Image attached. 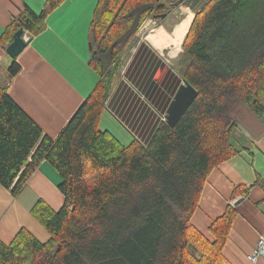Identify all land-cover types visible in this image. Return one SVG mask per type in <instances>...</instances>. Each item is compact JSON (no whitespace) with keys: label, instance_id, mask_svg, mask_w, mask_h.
<instances>
[{"label":"trees","instance_id":"1","mask_svg":"<svg viewBox=\"0 0 264 264\" xmlns=\"http://www.w3.org/2000/svg\"><path fill=\"white\" fill-rule=\"evenodd\" d=\"M39 14L23 8L0 36V49L23 29L36 36L63 0H44ZM186 0H176L184 5ZM160 0H97L89 27L95 87L58 137L44 135L0 84V184L18 197L41 161L61 176L58 211L39 200L31 216L49 240L21 229L0 242V264H230L222 251L248 187L232 193L209 227L213 241L190 223L209 173L237 151L230 112L240 103L264 117V0H208L197 11L177 63L197 92L171 129L161 121L149 141L122 146L99 129L125 46L148 19L174 7ZM159 20V19H158ZM20 70L16 58L9 78ZM256 184L264 189L261 179Z\"/></svg>","mask_w":264,"mask_h":264},{"label":"crops","instance_id":"2","mask_svg":"<svg viewBox=\"0 0 264 264\" xmlns=\"http://www.w3.org/2000/svg\"><path fill=\"white\" fill-rule=\"evenodd\" d=\"M171 1L162 2L176 3ZM189 1L192 4L188 9L195 12L201 6L196 7L197 3L208 0ZM44 2L0 0V36L25 6L39 14ZM96 3L97 0H63L47 15L41 33L30 37L25 31L26 46L16 57L20 70L11 78L6 71L12 59L0 49V84L6 86L7 94L42 133L53 140L98 82V76L88 65V33ZM184 7L178 5L174 17L175 6L164 20L151 19V27L161 26L172 32ZM150 32L139 35L138 31L125 46L120 58L122 71L114 79L99 121V129L110 133L122 146L134 140L142 144L149 141L158 124L165 121L166 110L182 83L177 62L183 41L175 54L171 45L158 50L146 39ZM230 117L235 123L231 145L237 153L209 173L190 223L213 241L210 225L224 214L236 187H248L247 195L233 206L236 215L222 254L230 264H264V254L255 263L247 259L259 236L264 235V189L256 184L257 179L264 183V117L240 103ZM61 182L56 170L41 161L18 197L0 184V242L9 244L25 229L38 242L46 243L49 235L31 216L30 209L39 200L53 211L61 209Z\"/></svg>","mask_w":264,"mask_h":264},{"label":"water","instance_id":"3","mask_svg":"<svg viewBox=\"0 0 264 264\" xmlns=\"http://www.w3.org/2000/svg\"><path fill=\"white\" fill-rule=\"evenodd\" d=\"M165 6V3H161L159 5L161 8ZM172 6L176 7L178 6V3H175ZM169 13L170 12L160 14L158 15L157 19L164 20ZM26 43L27 40L24 39L23 29H18L13 34L12 42L6 47L5 52L11 59H14L25 48ZM197 94L198 92L192 86H190L185 81H182L181 85L176 90L165 114V122L171 129L175 127L187 109L191 106ZM238 203L239 201H237L235 205Z\"/></svg>","mask_w":264,"mask_h":264},{"label":"bare ground","instance_id":"4","mask_svg":"<svg viewBox=\"0 0 264 264\" xmlns=\"http://www.w3.org/2000/svg\"><path fill=\"white\" fill-rule=\"evenodd\" d=\"M193 17V13L187 7H184L179 14L178 23L174 26L172 32H168L163 27L158 26L151 30L146 39L158 50L163 49L167 45L173 46L175 54L180 51V45L190 27Z\"/></svg>","mask_w":264,"mask_h":264},{"label":"rangeland","instance_id":"5","mask_svg":"<svg viewBox=\"0 0 264 264\" xmlns=\"http://www.w3.org/2000/svg\"><path fill=\"white\" fill-rule=\"evenodd\" d=\"M161 2L162 1H168V3H171L172 1L171 0H160ZM198 2V1H197ZM206 1H200L199 3H197L196 4V7H199L200 5L202 6L204 3H205ZM192 4V1H189V0H186L185 1V3H184V5H186V7L187 6H189V5H191ZM200 6V7H201ZM199 7V8H200ZM188 8V7H187ZM178 9V6L177 7H175L174 9H173V11H172V15H173V17L175 16V15H177L178 14V11H179V9ZM174 11H176V12H174ZM174 12V13H173ZM178 17H179V15H178ZM151 20L150 19H148V21H145L142 25V27L141 28H139V30L138 31H140V33L141 34H139V35H142V33H146V31H150V30H152V29H154V28H156V26L155 27H151ZM149 34V33H148ZM136 37V36H135ZM178 59H180V57L178 58ZM121 60V59H120ZM178 63V62H177ZM122 68H123V62H122V60L120 61V65L118 66V75H120V72L122 71ZM179 67H177V69H178ZM117 75V76H118Z\"/></svg>","mask_w":264,"mask_h":264},{"label":"built area","instance_id":"6","mask_svg":"<svg viewBox=\"0 0 264 264\" xmlns=\"http://www.w3.org/2000/svg\"><path fill=\"white\" fill-rule=\"evenodd\" d=\"M24 39L28 40L26 33H24ZM262 254H264V235L259 236L258 241H257L254 249L252 250V252L250 254L247 255V259L250 262L255 263L257 261L258 257L261 256Z\"/></svg>","mask_w":264,"mask_h":264}]
</instances>
